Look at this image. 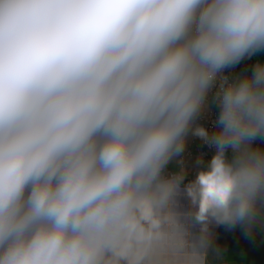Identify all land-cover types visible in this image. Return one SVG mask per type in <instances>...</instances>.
<instances>
[{
	"label": "clouds",
	"instance_id": "obj_1",
	"mask_svg": "<svg viewBox=\"0 0 264 264\" xmlns=\"http://www.w3.org/2000/svg\"><path fill=\"white\" fill-rule=\"evenodd\" d=\"M264 52V0H0V264H100L222 70ZM198 222L264 212V62L217 94ZM231 152V159L227 153Z\"/></svg>",
	"mask_w": 264,
	"mask_h": 264
},
{
	"label": "crops",
	"instance_id": "obj_2",
	"mask_svg": "<svg viewBox=\"0 0 264 264\" xmlns=\"http://www.w3.org/2000/svg\"><path fill=\"white\" fill-rule=\"evenodd\" d=\"M260 146L264 147V143ZM213 155L205 159L193 156L182 171L183 180L167 200L161 199L155 185L140 193L131 216L141 218L129 221L106 249L107 255L123 256L125 264H243L244 254L237 248L219 256L214 263L207 260V250L220 225L212 219L198 222L197 207L186 194V186L207 168ZM231 155L229 151V159ZM165 167L178 169L173 157ZM145 213L149 215L147 222L142 221ZM262 224L258 223L257 229Z\"/></svg>",
	"mask_w": 264,
	"mask_h": 264
},
{
	"label": "trees",
	"instance_id": "obj_3",
	"mask_svg": "<svg viewBox=\"0 0 264 264\" xmlns=\"http://www.w3.org/2000/svg\"><path fill=\"white\" fill-rule=\"evenodd\" d=\"M258 61L264 62V52L242 60L236 67L238 77L250 75L253 65ZM257 206L264 212V200L258 201ZM214 238L207 250L206 258L209 262L214 263L219 256L237 248L244 254L243 264H264V224L251 237L246 236L240 227L229 230L220 225ZM106 249L101 255L100 264H125L123 256H108Z\"/></svg>",
	"mask_w": 264,
	"mask_h": 264
},
{
	"label": "built area",
	"instance_id": "obj_4",
	"mask_svg": "<svg viewBox=\"0 0 264 264\" xmlns=\"http://www.w3.org/2000/svg\"><path fill=\"white\" fill-rule=\"evenodd\" d=\"M236 73V66H234L226 68L217 74L214 83L206 94L204 108L196 117H194L188 132L184 137L183 150L179 154L173 156L178 169L172 171L170 167H165L162 171V178L167 179L182 176V171L189 163V160L195 155L205 159L211 154H215V147L196 136L194 134L195 129L197 127H204L210 133L215 130L214 123L218 112L217 94L222 88L227 87L236 80ZM257 143L261 144L259 141ZM148 218V213L142 215L143 222H147L149 220Z\"/></svg>",
	"mask_w": 264,
	"mask_h": 264
},
{
	"label": "water",
	"instance_id": "obj_5",
	"mask_svg": "<svg viewBox=\"0 0 264 264\" xmlns=\"http://www.w3.org/2000/svg\"><path fill=\"white\" fill-rule=\"evenodd\" d=\"M140 218H141L140 215H138V216L134 215V216H131L130 220H132V221H137V220H139Z\"/></svg>",
	"mask_w": 264,
	"mask_h": 264
},
{
	"label": "rangeland",
	"instance_id": "obj_6",
	"mask_svg": "<svg viewBox=\"0 0 264 264\" xmlns=\"http://www.w3.org/2000/svg\"><path fill=\"white\" fill-rule=\"evenodd\" d=\"M237 78H239V77H238V74L236 73V79H237Z\"/></svg>",
	"mask_w": 264,
	"mask_h": 264
},
{
	"label": "flooded vegetation",
	"instance_id": "obj_7",
	"mask_svg": "<svg viewBox=\"0 0 264 264\" xmlns=\"http://www.w3.org/2000/svg\"><path fill=\"white\" fill-rule=\"evenodd\" d=\"M236 67H237V65H236Z\"/></svg>",
	"mask_w": 264,
	"mask_h": 264
}]
</instances>
